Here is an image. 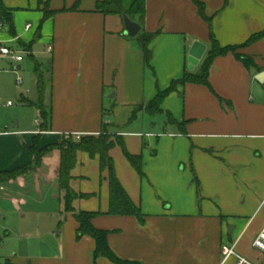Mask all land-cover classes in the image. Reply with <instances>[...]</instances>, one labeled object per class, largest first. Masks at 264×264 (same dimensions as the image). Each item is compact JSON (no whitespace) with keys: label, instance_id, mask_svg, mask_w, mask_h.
<instances>
[{"label":"crops","instance_id":"1","mask_svg":"<svg viewBox=\"0 0 264 264\" xmlns=\"http://www.w3.org/2000/svg\"><path fill=\"white\" fill-rule=\"evenodd\" d=\"M2 1L15 10V38L29 46L26 53L35 70L32 74L25 57L21 63L0 60L6 63L0 70V104L3 110H16L4 111L0 137L27 136L16 141L23 145L20 159L0 167V173L30 164L27 147L36 137L43 149L60 144L66 134L97 136L107 127L123 136L130 154L142 157L140 177L119 147L111 152L117 176L146 215V224L106 214L109 189L98 158L80 153L71 185L91 196L76 200L74 208L102 213L93 225L110 232L108 243L118 257L139 264H222V246L233 244L238 254L263 259L252 245L264 227V87L256 80L264 73V37L245 44L264 31V0H146L142 31L161 32L150 45L152 69L144 64L138 38L125 35L123 19L95 12L102 0H42L53 11L67 9L43 23L40 0ZM195 1L211 19L219 44L239 49L213 62L210 88L179 85L163 101V113L150 116L145 108L158 91L189 70L194 44L206 50L190 72L200 73L211 51L210 25ZM133 3L124 0L126 7ZM1 39H13L4 27ZM236 55L251 59L254 66L247 68ZM25 71L31 77L26 83ZM38 75L45 84V131ZM25 112L34 120L31 128L10 135L9 123L21 129ZM53 159L47 156L36 172L1 184L0 191L24 186L31 178L38 184L56 182L59 191ZM56 218L61 219L58 236L64 239L55 254L6 258L0 249L6 258L0 264H94L95 242L89 237L77 240L73 214L63 211ZM97 264L112 263L100 258Z\"/></svg>","mask_w":264,"mask_h":264},{"label":"trees","instance_id":"2","mask_svg":"<svg viewBox=\"0 0 264 264\" xmlns=\"http://www.w3.org/2000/svg\"><path fill=\"white\" fill-rule=\"evenodd\" d=\"M199 7L200 16L206 20L210 25V44L211 51L202 67L200 73H194L187 70L184 77L180 81L173 82L171 86L165 91H158L155 99L148 104L145 108L146 112L150 116H157L163 113L162 103L165 98L171 93L177 90L179 85L186 84H198L207 86L210 88L209 72L213 62L220 57H224L228 54H236L239 47H222L217 41L213 30L211 19L207 18L204 13V8L201 3L195 1ZM41 11L43 13L42 23L54 16L67 12V9L61 11H53L50 9L48 2L40 0ZM73 8L72 10H74ZM14 12L15 10L7 8L3 1L0 0V23L6 28L9 35L16 37V31L14 26ZM95 12L104 16H118L123 19L127 16L132 21L137 22L141 26V32L136 37L140 43L144 64L152 69L151 62L153 58L152 51L150 49L151 43L160 35V31L154 34H148L142 31L146 18V0H134V3L130 7H126L124 0H102L96 5ZM39 37V33H38ZM264 37V31L252 35L245 45L252 44ZM17 47L21 51L28 52L30 54L29 46L22 42H17ZM236 57L242 61L247 67L254 66L251 59L236 55ZM38 92L40 95V104L38 105L41 117L44 123L41 126L42 131L46 130L47 114L45 112V106L43 103L45 84L41 75H38ZM142 108L136 109L133 113L131 121L136 119L137 113ZM173 122V120H171ZM39 138L36 137L30 147H27L28 154L33 158V161L21 169H16L8 172L0 173V185L15 181L29 172H36L41 168L43 162L47 156L53 155L52 169L58 182L59 193L64 203V212L66 214H73L76 220L77 227V240H81L84 237H89L95 242V250L93 253L94 264H97L98 259L104 258L112 264H139L123 260L118 257L114 251L110 248L108 243L109 231L99 230L94 227L93 220L101 215V212H77L74 208V202L78 199H87L90 195H82L77 193L71 183L73 180V171L78 164V155L80 153L87 154L90 158H98L100 164V171L102 178L108 182L109 189V209L106 213L109 216H122L133 217L140 225L146 224V215L142 212L140 206L136 205L128 192L125 190L121 181L119 180L116 172L115 162L111 156V152L114 148L119 147L127 161L134 168L140 177L144 176L143 173V160L141 156L132 155L128 152L123 136L117 134H110L107 131V127L97 136H83L80 140L74 138H63L60 144L50 145L41 150L37 145ZM197 187L199 190V183L196 179ZM200 194V191H199ZM3 264H15L11 261H6Z\"/></svg>","mask_w":264,"mask_h":264},{"label":"rangeland","instance_id":"3","mask_svg":"<svg viewBox=\"0 0 264 264\" xmlns=\"http://www.w3.org/2000/svg\"><path fill=\"white\" fill-rule=\"evenodd\" d=\"M24 57L25 63L32 66L33 74L34 62L27 54ZM3 65H6L5 61L0 62V70ZM26 72L22 74L25 83L31 78ZM4 111L13 113L16 110H3L0 104V133ZM22 122L21 129H16L12 123H9V134L31 128L34 120L28 112H25ZM107 131L110 132L108 129ZM24 138L27 136L0 137V167L9 166L16 159H20L23 145L17 144L16 141ZM38 149L41 150L39 147ZM37 182L39 183L31 178L26 184L24 183V186L16 184L0 191V249L7 254L6 258H15V255L16 258L53 255L64 239L58 236L61 219L56 216L64 211V203L62 199L60 200L57 184ZM0 256V261L2 258L6 260L2 257L4 256L2 253Z\"/></svg>","mask_w":264,"mask_h":264},{"label":"built area","instance_id":"4","mask_svg":"<svg viewBox=\"0 0 264 264\" xmlns=\"http://www.w3.org/2000/svg\"><path fill=\"white\" fill-rule=\"evenodd\" d=\"M3 25L0 23V60H10L12 63H21L24 60V55L27 54L24 51H21L18 49L17 45V39L15 37H12L13 39L9 42H5L1 39L2 35V29ZM31 26H26V30H30ZM15 44V46L13 45ZM15 73L18 74V72L15 70ZM23 83V80L20 76H18L16 80L17 86H21ZM12 103H9L8 106H12ZM83 137V135L80 134H66L64 135L65 139L74 138L76 140H80ZM253 249L257 252H259L263 259L258 261L250 260L240 254L237 253L236 247L233 244H226L223 245L221 248V254L223 257L222 264H226L227 262L233 260L234 264H264V227L261 230V232L258 234V236L253 241Z\"/></svg>","mask_w":264,"mask_h":264},{"label":"water","instance_id":"5","mask_svg":"<svg viewBox=\"0 0 264 264\" xmlns=\"http://www.w3.org/2000/svg\"><path fill=\"white\" fill-rule=\"evenodd\" d=\"M124 27H125V35L129 38L133 39L136 38L139 33L141 32V26L137 23L132 21L127 16L123 17ZM206 47L200 43H195L193 48L190 51L189 55V67L190 71H193L199 64L200 60L202 59L205 53ZM256 80L264 87V73H261L256 77Z\"/></svg>","mask_w":264,"mask_h":264}]
</instances>
